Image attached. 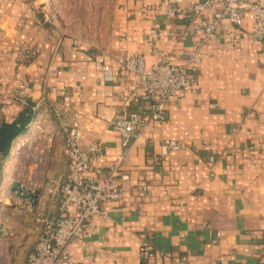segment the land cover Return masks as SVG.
Masks as SVG:
<instances>
[{"label":"crops","instance_id":"crops-1","mask_svg":"<svg viewBox=\"0 0 264 264\" xmlns=\"http://www.w3.org/2000/svg\"><path fill=\"white\" fill-rule=\"evenodd\" d=\"M189 1L180 0L172 17L158 0H115L106 39L80 45L48 24L42 0H0V125L28 106L31 123L53 108L61 124L80 130L83 144L101 146L103 157L92 166L106 169L124 155L122 198L101 204L105 215H94L68 246L80 264H264V41L250 42L248 19L238 28L221 22L202 48L198 91L171 104L164 122L148 126L127 149L108 122L137 111L130 97L143 92L121 59L139 55L149 67L166 57L182 65L204 36L183 18ZM27 47L35 49L33 59L19 52ZM163 140L181 149L162 156ZM66 169L64 162L58 181ZM143 240L155 252L149 261L139 255Z\"/></svg>","mask_w":264,"mask_h":264},{"label":"built area","instance_id":"built-area-1","mask_svg":"<svg viewBox=\"0 0 264 264\" xmlns=\"http://www.w3.org/2000/svg\"><path fill=\"white\" fill-rule=\"evenodd\" d=\"M179 3L180 0H158L159 8L165 7L172 17L179 10ZM211 7L218 9L211 19L202 17L203 11ZM147 9V5H143L141 11ZM183 18L187 19L194 31L202 30L204 36L185 51L182 65H174L162 57L159 62L147 67L139 55L127 56L119 61L126 71L137 77L136 87L143 91L130 97L131 103L139 106L137 111L108 121L110 127L119 133L124 149L148 126L164 122L171 104L181 101L187 92L195 94L198 91L196 75L199 64L206 56L202 48L220 29L223 20L231 27L238 28L245 18L248 19L250 42L261 44L264 41V0H190ZM222 28L226 30L225 25ZM229 44L235 49L234 41L230 40ZM19 52L28 59L36 55L31 47ZM103 76L106 80H112L109 66L103 67ZM65 135L66 174L52 191L57 201L56 211L40 221V234L27 256L26 264H80L69 255V244L82 235L94 215H105L99 210L101 204L122 198L123 184L129 179L128 174L121 170L124 155L117 156L106 169L92 166L95 159L103 157L101 146L97 142L83 144L81 132L75 126L65 130ZM180 149V143L174 140L160 143L162 156ZM209 161L213 162V158ZM69 210L74 212L70 213ZM262 251L264 253V247ZM139 255L144 261L155 256L149 242H141Z\"/></svg>","mask_w":264,"mask_h":264},{"label":"rangeland","instance_id":"rangeland-1","mask_svg":"<svg viewBox=\"0 0 264 264\" xmlns=\"http://www.w3.org/2000/svg\"><path fill=\"white\" fill-rule=\"evenodd\" d=\"M42 1L43 14L57 32L73 37L80 45H96L106 39L115 0ZM63 120L55 109H41L21 136H28L27 141L18 142L16 153L10 151L8 157L0 161V264H26L40 234V221L50 217L55 209L52 191L58 183L59 170L66 162L63 136L69 129L68 124L60 123ZM34 124L36 130L31 132ZM17 170L15 180L26 188L41 190L33 210L7 191L9 179Z\"/></svg>","mask_w":264,"mask_h":264},{"label":"trees","instance_id":"trees-1","mask_svg":"<svg viewBox=\"0 0 264 264\" xmlns=\"http://www.w3.org/2000/svg\"><path fill=\"white\" fill-rule=\"evenodd\" d=\"M33 117V111L28 106L16 120L0 125V161L8 157L13 140L18 136L25 135Z\"/></svg>","mask_w":264,"mask_h":264},{"label":"water","instance_id":"water-1","mask_svg":"<svg viewBox=\"0 0 264 264\" xmlns=\"http://www.w3.org/2000/svg\"><path fill=\"white\" fill-rule=\"evenodd\" d=\"M19 151H22V149ZM18 170L13 172V178L11 177V181L8 184L7 191L10 196H14L15 199L21 202L25 207H30L32 210L37 205V200L40 196L41 190L39 188H26L20 181L15 180ZM9 202L13 200L9 197ZM2 235V229L0 228V237Z\"/></svg>","mask_w":264,"mask_h":264},{"label":"bare ground","instance_id":"bare-ground-1","mask_svg":"<svg viewBox=\"0 0 264 264\" xmlns=\"http://www.w3.org/2000/svg\"><path fill=\"white\" fill-rule=\"evenodd\" d=\"M35 130H36V125L34 124L33 127H32V129H31V132H34ZM27 137H28V136H24V137H22V138H21V139H22L21 141H27ZM19 143H20V142H19ZM16 150H17V149H15V148L12 150L13 154L16 153ZM9 180H11V179H9ZM9 183H10V182H9Z\"/></svg>","mask_w":264,"mask_h":264}]
</instances>
